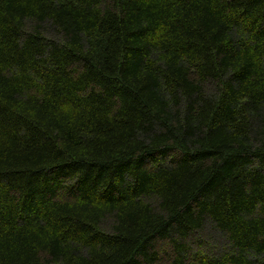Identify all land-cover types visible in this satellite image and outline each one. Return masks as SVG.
<instances>
[{
  "label": "trees",
  "instance_id": "trees-1",
  "mask_svg": "<svg viewBox=\"0 0 264 264\" xmlns=\"http://www.w3.org/2000/svg\"><path fill=\"white\" fill-rule=\"evenodd\" d=\"M0 264H264V0H0Z\"/></svg>",
  "mask_w": 264,
  "mask_h": 264
}]
</instances>
